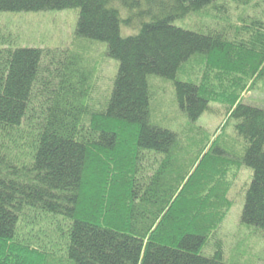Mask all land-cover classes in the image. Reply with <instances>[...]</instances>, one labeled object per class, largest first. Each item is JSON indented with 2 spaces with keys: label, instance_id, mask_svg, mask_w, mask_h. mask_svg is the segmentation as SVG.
<instances>
[{
  "label": "trees",
  "instance_id": "obj_1",
  "mask_svg": "<svg viewBox=\"0 0 264 264\" xmlns=\"http://www.w3.org/2000/svg\"><path fill=\"white\" fill-rule=\"evenodd\" d=\"M251 1L0 0V12L78 9L76 39L106 43L119 61L98 96L82 51L0 36V264H245L208 241L231 207L227 175L242 166L253 177L241 222L264 236V107L237 90L264 79V21L230 36L177 21ZM199 57L203 81L178 78ZM154 75L174 81L189 135L156 118ZM224 83L245 142L237 157L195 125Z\"/></svg>",
  "mask_w": 264,
  "mask_h": 264
},
{
  "label": "rangeland",
  "instance_id": "obj_2",
  "mask_svg": "<svg viewBox=\"0 0 264 264\" xmlns=\"http://www.w3.org/2000/svg\"><path fill=\"white\" fill-rule=\"evenodd\" d=\"M251 2L250 5H242L243 7L235 5L230 14L221 17L222 19L213 16L209 11H203L191 14L184 20H178L177 23L202 29L224 28V32L229 35V32H235L234 28L241 25L243 20L247 22L254 19L264 21V0H252ZM78 18V9L0 12V36L9 38L14 44L22 46L45 49L67 46L82 51L89 63L96 69L97 95L100 96L113 88L119 61L107 55L106 43L76 39L75 30ZM205 69L206 62L199 57L189 61L181 69L178 78L200 83L203 81ZM213 75L211 73V77L215 78ZM149 80L155 94L156 118L175 132L189 135L190 133L185 132L189 120L177 104L174 81L155 75L150 76ZM243 83H246L244 89L241 86L237 88L241 94V100L264 107V79L249 80L244 77L241 85ZM220 84L215 87L220 92V97L210 103V111L205 112L195 122V125L207 131L214 139L223 135L220 140L221 144L235 157L241 156L245 142L235 134L234 120L229 118L228 105L223 102L225 97L230 95L233 85L224 83L222 86ZM223 126L226 128L224 129ZM252 177L253 169L247 166L238 169L234 167L230 170L226 181L230 185L228 198L231 207L214 238H210L208 243L211 244L214 239L222 240L227 257H235L245 264H264V236L255 227L241 222L246 191ZM207 245L203 252L211 251L212 245L209 247Z\"/></svg>",
  "mask_w": 264,
  "mask_h": 264
}]
</instances>
